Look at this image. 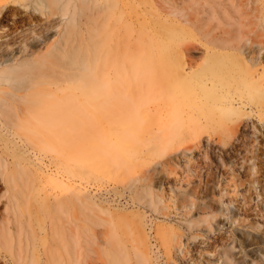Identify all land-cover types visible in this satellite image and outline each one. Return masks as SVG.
Returning a JSON list of instances; mask_svg holds the SVG:
<instances>
[{
    "label": "rangeland",
    "instance_id": "374dc122",
    "mask_svg": "<svg viewBox=\"0 0 264 264\" xmlns=\"http://www.w3.org/2000/svg\"><path fill=\"white\" fill-rule=\"evenodd\" d=\"M5 1L0 264H264V0Z\"/></svg>",
    "mask_w": 264,
    "mask_h": 264
},
{
    "label": "bare ground",
    "instance_id": "6f19581e",
    "mask_svg": "<svg viewBox=\"0 0 264 264\" xmlns=\"http://www.w3.org/2000/svg\"><path fill=\"white\" fill-rule=\"evenodd\" d=\"M45 5L49 6L51 8V10L48 11V13L46 14V18L45 19H41V17H38L36 19V23L34 24V30H35V35H39V29L40 28H47V27H50L52 22L54 21L53 18L51 16L57 14L58 12L55 11V8L60 6V7H63L61 6V1L62 0H42ZM75 3H77V6L78 7H81L80 4H82L83 2L85 1H88V0H73ZM104 3H108L107 0H102ZM69 2V0L67 1ZM5 4L7 5V9L10 10L11 7H13L12 5H8V1L6 0L5 1ZM19 11V10H18ZM29 13L30 15H34L35 14V11L34 10H28V11H23V10H20L19 12L16 13L17 15V18H18V21L19 22H22V21H25V14L26 13ZM78 13V12H77ZM75 11V14L78 15ZM35 16V15H34ZM51 17V18H50ZM3 18V17H2ZM1 18V19H2ZM0 19V20H1ZM43 20V21H42ZM42 21V22H41ZM12 23L13 24H16L17 23V19H12ZM71 24H69L67 26V29L68 27L70 26ZM38 26V27H37ZM37 27V28H36ZM74 31L75 29L73 27H70L68 31L64 32V39H63V42L65 43V46L69 45L72 40H74L75 38V35H74ZM41 32V31H40ZM35 38V37H33ZM123 40V39H122ZM22 43L20 45H18V50L21 52V53H24L25 51V46H27V41L25 39V37L23 36V38L21 39ZM83 41V40H82ZM243 43H241V41L239 40H236V41H233V42H228V43H225L223 45H220V48L222 50H227V51H236V50H239V49H242L243 50ZM73 46V44H71ZM90 46L93 47V50L94 52L92 51H89L88 50V53L86 51V54L84 56L85 58V61L87 63V65H91V61L94 59L93 58V55L94 56H97V53L99 51V48H101L102 44H101V41L99 40H93L91 41L90 40V43H89ZM112 48H114V45L112 46ZM139 43H137L136 41L129 47V54H128V57L126 60L122 61L124 66H125V69L129 70L131 66H133L135 68V71L134 73L136 74V77H137V68H138V56H139ZM70 49V48H69ZM67 49V50H69ZM114 50H118V49H114ZM190 48H187V51L189 52ZM114 55V54H113ZM229 54L228 53H219L218 57L219 58H228ZM91 57L93 59H91ZM251 59L254 58V56H251L250 57ZM67 60L68 58H63V57H57L55 56L54 59H51V61H55V62H60L62 64H66L67 63ZM162 61L163 63L165 64L166 61H165V58H162ZM38 66V65H37ZM36 66V68H37ZM20 72H24V69L21 68L19 70ZM9 76H13L14 74H16V71H13L11 74L7 73ZM17 76H14V78H16ZM178 80H180L181 82H184L186 86H188V80L181 76V75H177L176 77ZM86 85L89 86L91 84V80H86L85 81ZM263 90H264V86H262ZM262 102L264 104V92L262 93ZM63 108V107H62ZM57 113H52L49 116V118H54L56 116ZM58 119L60 121H67V120H71V117L68 113L66 112H62V113H59L58 115ZM65 123V122H64ZM189 123L190 125L192 126L193 125V119L192 120H189ZM50 125V124H49Z\"/></svg>",
    "mask_w": 264,
    "mask_h": 264
}]
</instances>
